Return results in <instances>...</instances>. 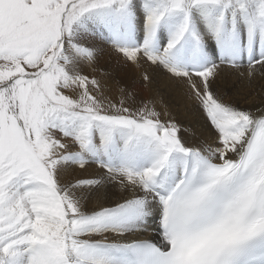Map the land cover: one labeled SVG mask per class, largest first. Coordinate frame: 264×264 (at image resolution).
Listing matches in <instances>:
<instances>
[{"label":"snow or ice","instance_id":"6c2138e0","mask_svg":"<svg viewBox=\"0 0 264 264\" xmlns=\"http://www.w3.org/2000/svg\"><path fill=\"white\" fill-rule=\"evenodd\" d=\"M106 50L152 95H105ZM231 77L264 81V0H0V264H264V83Z\"/></svg>","mask_w":264,"mask_h":264},{"label":"bare ground","instance_id":"6f19581e","mask_svg":"<svg viewBox=\"0 0 264 264\" xmlns=\"http://www.w3.org/2000/svg\"><path fill=\"white\" fill-rule=\"evenodd\" d=\"M91 74L100 81L103 93L111 98L118 97L122 87L127 89L133 85L137 92L145 98L152 95L150 90L141 87L140 70L131 64H127L110 50H106L105 54L99 58L96 71ZM261 83H264V81L257 79L254 86H249L245 81L231 77L229 86L238 89L242 96H247L249 92L255 91V88ZM258 99L259 96L252 97L253 102ZM177 118L185 124L191 119L185 115H179Z\"/></svg>","mask_w":264,"mask_h":264}]
</instances>
